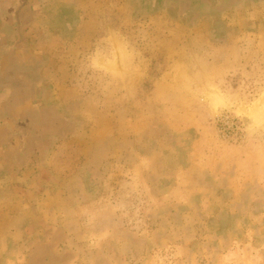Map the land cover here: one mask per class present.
<instances>
[{
	"label": "rangeland",
	"instance_id": "1",
	"mask_svg": "<svg viewBox=\"0 0 264 264\" xmlns=\"http://www.w3.org/2000/svg\"><path fill=\"white\" fill-rule=\"evenodd\" d=\"M112 1L92 9L105 20L86 55L58 47L73 128L23 171L30 195L3 182L0 264L24 262L31 213L72 222L68 264H264V0H212L195 16Z\"/></svg>",
	"mask_w": 264,
	"mask_h": 264
},
{
	"label": "flooded vegetation",
	"instance_id": "2",
	"mask_svg": "<svg viewBox=\"0 0 264 264\" xmlns=\"http://www.w3.org/2000/svg\"><path fill=\"white\" fill-rule=\"evenodd\" d=\"M10 2L0 0V193L3 182L9 181L12 193L27 196L29 189L17 184L23 171L33 164L45 163L53 141L64 137L73 125L49 99L50 88L42 77V61L23 51L28 42L26 30L31 23L29 1L22 0L17 8L10 6ZM228 2L222 0L221 4ZM145 4L175 8L178 14L191 16L200 14L201 7L215 10L212 0H145ZM7 7H13V20L3 18ZM6 46L10 47L5 53ZM32 203H29L31 207ZM31 214L25 223L29 241L23 240L22 264H68L65 235L62 233L61 243L49 245L48 239L57 234L44 226L43 219L36 220V215ZM32 241H35L33 245ZM51 251L54 254H49Z\"/></svg>",
	"mask_w": 264,
	"mask_h": 264
},
{
	"label": "crops",
	"instance_id": "3",
	"mask_svg": "<svg viewBox=\"0 0 264 264\" xmlns=\"http://www.w3.org/2000/svg\"><path fill=\"white\" fill-rule=\"evenodd\" d=\"M6 3L10 2L11 0H5ZM29 4V16L31 17V23L29 24L27 30H26V37H27V46L24 47L23 51L30 53L33 55L37 60L42 61L43 63V79L48 84L50 90H49V99L52 101L54 106L58 109L59 113L63 118H67V116L63 115L62 111L59 110L64 103L61 101L65 98V93L61 92L59 94L56 90L57 88V81L55 78V75L52 73L53 66L56 62L55 56H58L57 50L59 45H63L68 42V50L63 54V57H61L62 60H64V57H70L72 53H86L88 49L86 48V40L89 38L90 41L92 39V36H95L96 32H99L101 30V27L103 25V20H105V17H103V14L98 13V11H93L96 4H100L101 0H28ZM118 0H113L112 2L117 3ZM22 2V0H13V2H10V6H14L17 8L19 4ZM129 4H132L134 6L135 10L143 11L145 10V0H127ZM143 9H142V8ZM4 20H13V7L9 8L7 7V11L5 16L3 17ZM111 18V17H110ZM108 35V34H107ZM74 37L73 41H70L71 37ZM60 39L61 42L58 43H48L51 40ZM63 42V43H62ZM10 46H6L4 52L9 50ZM90 47V45H89ZM65 50V49H64ZM86 55V54H85ZM69 60V59H68ZM65 62V61H64ZM62 67V71H64ZM83 120V119H82ZM74 123V122H73ZM78 123V122H77ZM77 123H74L77 125ZM79 125H77V128ZM96 153V150L94 151ZM91 155L92 150H91ZM94 158V154H93ZM155 159L157 157L155 156H145V164L152 165L155 163ZM159 159V156H158ZM96 160H93L95 162ZM166 162V159H165ZM168 164L173 166L174 168L182 169V160H180L178 157L173 156L172 158L169 157ZM99 170L95 172L94 176L95 178L101 177V174L99 175ZM22 178V177H21ZM80 193H83L80 189L78 195ZM73 195L75 196L76 193L74 191H71V193H61V196ZM55 196V194H53ZM60 196V195H59ZM28 208V207H26ZM53 211L54 207L52 206ZM68 209V208H67ZM28 210V209H27ZM52 211V209H50ZM44 226L52 228V232H55L54 229H57L56 236L52 238V236L48 239V244L52 245L51 243L57 242L61 243L64 236L62 235L63 231L65 235L64 243L65 245L68 244V235H66V231L63 228L64 226H70L72 225L71 221H64V224L56 223L53 219H45L44 220ZM63 226V227H62ZM64 229V230H63ZM66 232V233H65ZM60 236V237H59ZM22 236H18L15 238H12L13 243V249H17L18 245L22 242ZM29 241V240H25ZM31 241V240H30ZM6 241H3L2 244L5 245ZM32 245L35 243V241L30 242ZM40 243V242H37ZM31 245V246H32ZM32 250V248H31ZM21 253V252H20ZM49 254H54L53 251ZM46 255V254H45ZM48 256V255H47ZM50 257V256H48ZM19 264H22L21 262Z\"/></svg>",
	"mask_w": 264,
	"mask_h": 264
},
{
	"label": "built area",
	"instance_id": "4",
	"mask_svg": "<svg viewBox=\"0 0 264 264\" xmlns=\"http://www.w3.org/2000/svg\"><path fill=\"white\" fill-rule=\"evenodd\" d=\"M224 116L226 117V118H228V115L226 114V115H220L219 117H218V122H220V129H219V131L222 133V135H223V137H231L230 136V125L228 126V127H226V124H227V122L224 120ZM232 123H234V122H232ZM235 129L238 131L241 127H240V125L238 124V123H235Z\"/></svg>",
	"mask_w": 264,
	"mask_h": 264
},
{
	"label": "bare ground",
	"instance_id": "5",
	"mask_svg": "<svg viewBox=\"0 0 264 264\" xmlns=\"http://www.w3.org/2000/svg\"><path fill=\"white\" fill-rule=\"evenodd\" d=\"M219 99H221L220 96L215 95L214 98L212 99V102L214 104V107L216 108L218 106V104H220L221 102L219 101ZM254 113V112H253ZM250 115V114H249Z\"/></svg>",
	"mask_w": 264,
	"mask_h": 264
}]
</instances>
